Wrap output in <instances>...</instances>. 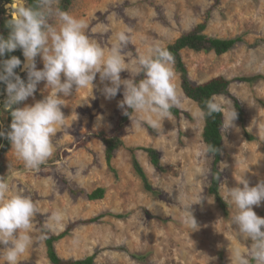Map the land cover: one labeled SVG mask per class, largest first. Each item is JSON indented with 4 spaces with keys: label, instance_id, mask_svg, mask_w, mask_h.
<instances>
[{
    "label": "rangeland",
    "instance_id": "374dc122",
    "mask_svg": "<svg viewBox=\"0 0 264 264\" xmlns=\"http://www.w3.org/2000/svg\"><path fill=\"white\" fill-rule=\"evenodd\" d=\"M61 2L58 0L54 7L61 10ZM16 3L12 0L4 4L7 15H11ZM64 12L84 19L88 25L86 33L106 48L115 41L116 33L128 32L132 38L128 48L133 55L145 53L151 44L165 48L207 21V36L242 37L243 43L221 56L182 51L194 84L218 77L233 80L264 76V0H71ZM50 23L58 24L55 17ZM103 26H107V31ZM36 66L43 68L40 56L36 57ZM175 73L180 97L176 107L181 116L165 119L161 130L147 125L144 129H132L129 120L119 133L123 147L114 154L113 171L106 163L104 144L93 134L114 133L122 115L118 102L123 99V86L115 98L107 99L103 88L109 82L102 83L99 74L93 88L89 85L73 89L68 97L60 94L67 119L62 127L57 126L53 136L55 151L38 169L26 168L11 146L6 153L1 151L0 176L8 179L17 191L31 196L38 207L30 230L32 243L18 264H51L45 238L40 237L48 217L56 210L64 211L65 217L62 225L52 228L50 233L58 236L71 228L69 235L55 244L63 260L95 256V264H221L223 256L222 264H231V247H239L247 254L251 241L243 240L238 226L230 223L234 205L226 201L230 206L226 216L209 194L213 157L206 152L203 140L204 116L197 104L184 96L180 74ZM120 75L122 79L133 78L129 71ZM229 93L244 109L245 129L255 141L246 140L237 118L227 130L222 129V197L225 185L243 187L239 184L243 176L250 186L264 181V81L253 88L232 82ZM48 94L45 82H40L34 96L21 107ZM215 98L226 109L234 106L229 97ZM223 115L225 118L227 113ZM98 116L103 119L98 121ZM4 118L1 109L0 129ZM138 148L155 149L164 171L155 169L148 155ZM133 149L137 150L135 157L152 187L161 193L159 198L146 193L134 173ZM97 189H105L104 198L88 200L87 195ZM200 194L205 197L201 203L197 199ZM190 203H199L191 206L197 221L194 231L181 222L182 210ZM253 210L264 218V201L259 207L253 206ZM97 217V223H85ZM132 255L144 256L145 260L140 263ZM0 264L6 262L0 260Z\"/></svg>",
    "mask_w": 264,
    "mask_h": 264
},
{
    "label": "clouds",
    "instance_id": "9594fccd",
    "mask_svg": "<svg viewBox=\"0 0 264 264\" xmlns=\"http://www.w3.org/2000/svg\"><path fill=\"white\" fill-rule=\"evenodd\" d=\"M57 3L58 0H35L27 5L25 0H17L8 23V36L0 35V83L6 85V99L0 109L11 115L10 131L6 133L11 149L29 169H38L55 151L53 136L57 126L62 127L67 119L60 94L68 97L73 89L89 85L93 88L98 74L102 83L109 82L103 88L107 99L115 98L123 86L118 107L131 121L132 129H144L147 125L161 130L162 122L172 116L171 109L180 103L174 83V57L167 49L151 44L145 53L133 55L128 48L132 38L126 31L116 33L115 41L106 48L86 33L88 25L84 19L54 7ZM53 17L58 24L50 23ZM103 27L107 31V26ZM17 49L22 50L25 58L26 81L15 72L22 64L18 57L3 59L6 53ZM37 56L43 61L42 69H37ZM123 71H129L133 78L122 79ZM40 82H45L49 94L32 105L15 107L33 97ZM225 101L231 103L227 98ZM204 105L207 116L227 113L223 130L237 118L234 106L226 109L215 97L204 101ZM102 119L97 117L98 121ZM0 136L5 133L0 132ZM216 151L213 145L206 146L207 153ZM239 184L243 187L225 185L223 199L235 207L230 223L237 225L239 236L251 244L247 254L239 247H231L230 262L264 264V218L253 210V206L259 207L264 201V181L250 186L243 176ZM197 199L201 203L205 197L200 194ZM199 203H190L182 210L181 222L193 231L197 221L191 206ZM37 213V203L31 196L17 191L8 179L0 176V260L18 264L32 243L30 230ZM64 217L62 210L52 212L45 228L61 226Z\"/></svg>",
    "mask_w": 264,
    "mask_h": 264
},
{
    "label": "trees",
    "instance_id": "16d2710c",
    "mask_svg": "<svg viewBox=\"0 0 264 264\" xmlns=\"http://www.w3.org/2000/svg\"><path fill=\"white\" fill-rule=\"evenodd\" d=\"M12 0H0V35L7 38L9 29L8 23L11 18V15H7V11L5 9V3H11ZM28 5H32L35 3V0H26ZM71 4V0H62L61 2V10L67 11ZM209 16H207L208 18ZM207 28V21L198 25L194 28L191 32L182 35L179 37L175 43L165 47L174 57V70L180 74L181 77V89L183 91L184 96L195 102L198 108L202 111L204 116V131H203V140L205 145H213L217 151L215 153H208L213 157V165H212V173H211V186L209 188V194L214 197L215 202L217 203L220 210L223 212L224 215H229L228 209L230 208L229 204L223 199L220 193V184L222 180V173L219 169V164L222 161V151H223V136H222V123L224 120L223 113H215L212 116H207L204 101L208 100L209 98H213L216 96H226L232 99L234 103L235 110L237 112V119L242 126L244 131V135L247 141L253 142L255 138L246 131L245 129V113L244 109L242 108L240 102L235 98L232 97L229 93V87L232 82H239L242 84L248 85V87L253 88L257 82L264 81V76L261 74L251 75V76H242L234 78L233 80H226L223 77H218L212 79L204 84H194L190 77L189 72L186 67V64L182 57V51L190 50L196 53H214L218 56L227 54L234 50L239 44L243 43L242 37H237L233 39H219L209 37L205 34ZM11 56L18 57L21 61L24 60V56L22 54L21 49H17L14 52L6 53L3 59L10 58ZM18 69H15V72L20 75V77L24 80H27L24 74H19ZM141 77H137L136 80H139ZM6 85L0 83V98L5 95ZM23 102L15 107H21ZM129 112L131 110L129 109ZM172 116L179 118L182 112L177 108L173 107L171 109ZM8 116V125L5 129V136H4V145L2 152L6 153L11 146L10 141L7 139L6 133L10 131V123H11V115L9 112H5ZM129 122V118L125 115H121L117 127L114 133H107V132H98L93 134L94 138L102 141L105 146V153H106V163L110 170H114L112 167V161L114 159V154L117 150L123 147V142L119 137V133L127 126ZM138 151L141 150L145 152L151 164L155 169L160 172H163L160 165V154L151 148H138ZM136 150V151H137ZM135 149L131 150L132 153V168L136 176L141 180L143 189L146 193L150 194L154 198H159L161 193L158 190H155L149 179L141 167L140 163L138 162L137 158L135 157ZM1 171V168H0ZM74 192V191H72ZM105 189H97L90 195H87L88 200L90 201H99L104 198ZM37 215V214H36ZM102 216V215H101ZM121 218V217H118ZM100 220L99 217L89 220L85 223L93 224L97 223ZM71 228L69 227L66 231L61 233L58 236L52 235L49 230L46 228H42L43 236L45 237V243L47 248V256L51 264H95V256L83 259V260H63L59 258L55 244L64 239L69 235ZM133 259L136 261L143 263L145 260L144 256L141 255H132ZM221 264L223 262V256L220 257Z\"/></svg>",
    "mask_w": 264,
    "mask_h": 264
},
{
    "label": "water",
    "instance_id": "95a60500",
    "mask_svg": "<svg viewBox=\"0 0 264 264\" xmlns=\"http://www.w3.org/2000/svg\"><path fill=\"white\" fill-rule=\"evenodd\" d=\"M24 63H25V58L22 61L21 66L18 69V73L19 74H24L25 73V71L23 70ZM5 99H6V95H4L3 97L0 98V105L3 104ZM0 111H1V109H0ZM5 116H6V118L3 119V125L1 126L0 132H5V129H6L7 125H8V116H7L6 113H5ZM3 145H4V136H0V153H1L2 149H3Z\"/></svg>",
    "mask_w": 264,
    "mask_h": 264
},
{
    "label": "bare ground",
    "instance_id": "6f19581e",
    "mask_svg": "<svg viewBox=\"0 0 264 264\" xmlns=\"http://www.w3.org/2000/svg\"><path fill=\"white\" fill-rule=\"evenodd\" d=\"M2 122V121H1ZM22 178V177H21ZM22 181H23V179H22Z\"/></svg>",
    "mask_w": 264,
    "mask_h": 264
}]
</instances>
